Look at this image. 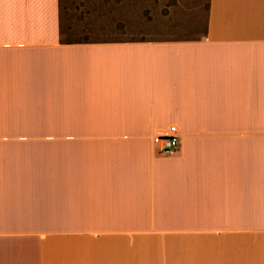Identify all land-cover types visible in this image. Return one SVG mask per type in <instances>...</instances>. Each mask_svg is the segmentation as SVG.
Wrapping results in <instances>:
<instances>
[{"label":"crops","instance_id":"obj_1","mask_svg":"<svg viewBox=\"0 0 264 264\" xmlns=\"http://www.w3.org/2000/svg\"><path fill=\"white\" fill-rule=\"evenodd\" d=\"M0 264H264V0L175 40L0 0Z\"/></svg>","mask_w":264,"mask_h":264},{"label":"rangeland","instance_id":"obj_2","mask_svg":"<svg viewBox=\"0 0 264 264\" xmlns=\"http://www.w3.org/2000/svg\"><path fill=\"white\" fill-rule=\"evenodd\" d=\"M209 0H59L61 30L92 39H197Z\"/></svg>","mask_w":264,"mask_h":264},{"label":"built area","instance_id":"obj_3","mask_svg":"<svg viewBox=\"0 0 264 264\" xmlns=\"http://www.w3.org/2000/svg\"><path fill=\"white\" fill-rule=\"evenodd\" d=\"M178 133L175 125H170L164 131L157 133L152 138L154 149L161 154H171L178 147Z\"/></svg>","mask_w":264,"mask_h":264}]
</instances>
